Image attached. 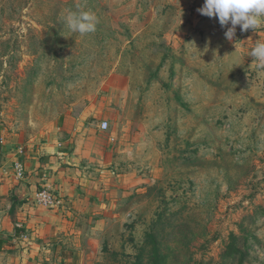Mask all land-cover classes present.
Masks as SVG:
<instances>
[{"label":"rangeland","instance_id":"obj_1","mask_svg":"<svg viewBox=\"0 0 264 264\" xmlns=\"http://www.w3.org/2000/svg\"><path fill=\"white\" fill-rule=\"evenodd\" d=\"M203 3L0 0V145L100 179L88 264H264V25Z\"/></svg>","mask_w":264,"mask_h":264},{"label":"crops","instance_id":"obj_2","mask_svg":"<svg viewBox=\"0 0 264 264\" xmlns=\"http://www.w3.org/2000/svg\"><path fill=\"white\" fill-rule=\"evenodd\" d=\"M55 153L23 157L0 145V264H88L92 257L105 187L93 173L62 167ZM16 159L22 178L13 168ZM41 187L52 190L56 205L36 203Z\"/></svg>","mask_w":264,"mask_h":264},{"label":"clouds","instance_id":"obj_3","mask_svg":"<svg viewBox=\"0 0 264 264\" xmlns=\"http://www.w3.org/2000/svg\"><path fill=\"white\" fill-rule=\"evenodd\" d=\"M198 12L210 18L218 17L222 27L230 23L225 32L228 40L235 36L237 25L241 31L264 25V0H204ZM65 22L70 31L83 36L96 31L98 19L91 11L69 10ZM250 55L258 61L257 67L264 69V42L256 43Z\"/></svg>","mask_w":264,"mask_h":264},{"label":"built area","instance_id":"obj_4","mask_svg":"<svg viewBox=\"0 0 264 264\" xmlns=\"http://www.w3.org/2000/svg\"><path fill=\"white\" fill-rule=\"evenodd\" d=\"M107 126H108L107 121H103L100 124L101 129H106ZM17 152L21 153V149H17ZM13 168L15 170L16 176L18 178H22L24 175V166L18 159L13 161ZM35 201L37 204L45 206V207L47 206L52 207L58 203L57 198L55 194L52 192V190L45 188V187H41V189L37 191L36 196H35Z\"/></svg>","mask_w":264,"mask_h":264}]
</instances>
